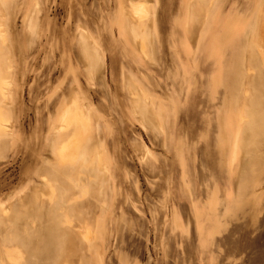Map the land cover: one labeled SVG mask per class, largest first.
I'll use <instances>...</instances> for the list:
<instances>
[{"label": "rangeland", "instance_id": "1", "mask_svg": "<svg viewBox=\"0 0 264 264\" xmlns=\"http://www.w3.org/2000/svg\"><path fill=\"white\" fill-rule=\"evenodd\" d=\"M127 1L1 0L0 264H264V0ZM74 96L84 188L51 150Z\"/></svg>", "mask_w": 264, "mask_h": 264}, {"label": "bare ground", "instance_id": "2", "mask_svg": "<svg viewBox=\"0 0 264 264\" xmlns=\"http://www.w3.org/2000/svg\"><path fill=\"white\" fill-rule=\"evenodd\" d=\"M144 0H128L127 6L129 8V17L138 21L141 24L143 23V18L147 15V8L145 6ZM123 11V10H122ZM121 16V15H120ZM142 18V19H141ZM147 16L145 17V19ZM6 33L2 28V23H0V45L6 43ZM142 46L144 42L141 41ZM143 50V49H142ZM9 72V67H5L0 64V134L2 135L8 124L7 119L2 113V104L5 103L8 98V84L9 80L5 77V73ZM78 100V99H77ZM84 111L83 107L80 105L79 101H76L75 96L70 99L69 102L64 103L59 116L58 122L55 126L56 133L63 135V139L60 141L58 146L54 149L61 162L72 163L74 160L75 154L80 152L85 145V142L91 139L90 133L85 132V126L83 121L88 119L84 117L82 113ZM54 130V129H53ZM77 151V152H76ZM83 151V150H82ZM235 152V150H234ZM98 159V158H97Z\"/></svg>", "mask_w": 264, "mask_h": 264}, {"label": "crops", "instance_id": "3", "mask_svg": "<svg viewBox=\"0 0 264 264\" xmlns=\"http://www.w3.org/2000/svg\"><path fill=\"white\" fill-rule=\"evenodd\" d=\"M1 5H2V2L0 0V8H2ZM1 17H2V14L0 13V18ZM2 47H4V46L0 47V52H1L0 64H2L3 66H7V64H9V60H8V57L6 55H4V53H2ZM5 48H6V45H5L4 49ZM2 54H3V56H2ZM130 95L135 97V96H139V93L130 92ZM63 107H64V105H63ZM57 122H58V119H57ZM56 125H57V123L51 127V131L53 134L52 135L53 136V142H52V148H51L52 152L54 151V149L58 146V144L60 143V141L64 137V134L59 135L56 133V130H55ZM59 138H60V140H59ZM92 138L85 142V145L82 148L83 151L81 150L80 152H78L76 154L74 153L75 157H74V160L72 163L61 162L60 159L58 158L57 154L55 152H53L55 165H56L55 167L58 169H61L64 173L69 172V178H72V180L74 182V184H73L74 187L84 188L85 181L83 179L82 174H83L84 170H86L87 168L91 167V169H95V170L102 169L101 158L99 156V153L96 151L95 148L92 149L93 146L89 144V141L92 140ZM72 173H75L74 177H72ZM73 196L74 195H72L68 198V203L70 205L74 201H76V199ZM6 212H7V209L3 208L0 211V216H2Z\"/></svg>", "mask_w": 264, "mask_h": 264}]
</instances>
